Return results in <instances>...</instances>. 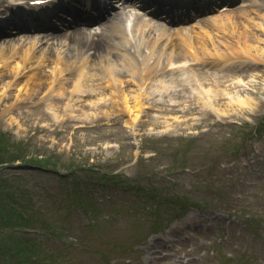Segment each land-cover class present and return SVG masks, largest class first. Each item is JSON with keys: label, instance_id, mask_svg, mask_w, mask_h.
Listing matches in <instances>:
<instances>
[{"label": "rangeland", "instance_id": "1", "mask_svg": "<svg viewBox=\"0 0 264 264\" xmlns=\"http://www.w3.org/2000/svg\"><path fill=\"white\" fill-rule=\"evenodd\" d=\"M252 1L255 7L251 4L238 13L218 14L198 25H187L178 29L180 34L170 28L162 32L166 40L157 45L158 51L168 53L173 49L174 58L179 59L180 46L188 41L190 52L194 51L199 62L202 58L215 62L221 56L234 61L245 59L248 73L241 77V71H237L234 77L230 74L219 77L214 86L212 79H208L212 72L198 66L206 93L211 85L225 90L230 84L220 99L217 97L210 103L213 110H202L201 87L185 92L186 96L155 93L146 98L143 106L147 114L160 117L151 123L142 122V127L136 129L133 125L136 111L131 113L122 107L124 97L130 106L139 100L134 98L139 97V92L131 76L122 77L123 88L116 96L108 82L95 80L100 75L87 78V84L96 85V92L83 96L75 91L69 95L71 81L62 80L57 69L52 73V61H41L46 53L32 52L28 57L24 50H11L15 42L0 45V132L25 143L29 156L37 153L51 156L50 152H55L68 164L78 160L88 163L92 158L107 163L105 171L110 176L117 174L118 178L105 186L93 185V177L85 178L80 187L85 184L86 187L79 194L87 195L78 210L70 207L66 216L50 211L40 216L39 248L53 256L43 264L53 261L55 264H222L224 256L234 260L243 258L248 264H264V136H250L264 118V0ZM257 6L263 9L258 10ZM106 32L111 34L110 30ZM151 33L150 44L154 35ZM170 35H173L171 39ZM113 41L120 43L119 47L124 46L118 37L114 36ZM130 50L134 51L128 44L127 51ZM117 53L125 55L115 47L102 49L100 55L105 56L96 57L97 65L92 72L100 65L117 61ZM38 63L40 72L34 75L31 71ZM43 70L50 74V79L31 93L33 81ZM29 76L32 79L27 83ZM60 82L67 83L61 95L57 84ZM242 83L245 87L239 88L238 84ZM52 88L56 91L40 104V97ZM101 97H106L108 103L99 105ZM245 98L249 100L248 107L235 102ZM165 100L179 103L182 112L167 106ZM153 105H159L162 112ZM88 113L90 121H77V117ZM152 170L167 174V178L141 177ZM23 172L37 174L34 170ZM136 183L170 190L173 196H182L184 201L189 198L194 206L200 204L205 208L191 207L187 217L166 224L160 233L151 234L154 213L150 207L155 208V204L136 211L140 202L133 196L135 192L121 185ZM57 194L52 192L54 198ZM88 199L95 208L99 207L96 214L88 208ZM35 201L32 198L30 203ZM243 206L254 222V233L246 228ZM51 229L61 234V239L50 240L42 234L46 231V236L50 235ZM223 229L227 233L224 239ZM219 242L220 249H214Z\"/></svg>", "mask_w": 264, "mask_h": 264}, {"label": "bare ground", "instance_id": "2", "mask_svg": "<svg viewBox=\"0 0 264 264\" xmlns=\"http://www.w3.org/2000/svg\"><path fill=\"white\" fill-rule=\"evenodd\" d=\"M239 1L241 3L242 0H228V3H235ZM250 1V0H247V2ZM3 1H0V4L2 3ZM246 1H243L241 3V5L239 7L237 6H234L232 7V10H235V8H242V6H245L247 4ZM217 4H221V0H218L217 1ZM255 4H253L252 6H254ZM264 5V4H262ZM228 8V7H227ZM236 10L235 13H238V12H241L242 10ZM230 9V8H229ZM257 9L260 10V9H263L262 7H259L257 6ZM230 10V11H232ZM195 13H190V15L188 16L190 19H194ZM136 20L139 19V18H135ZM189 20V19H188ZM140 23H142L143 25H141L138 29V33L135 34V39H130L129 36H128V26L126 25V22H127V17H125V15L123 13H120L116 19H112L109 23H107V25L105 26L106 28H109L110 30L114 31V33L119 36V37H124L126 38V41L128 43H136V45L138 46L139 49L143 50L142 48V45L144 46H147L148 43H146L145 39L146 37H149V36H146L147 34L144 33L145 29H144V26H150V23L151 21H147L145 19H140L139 20ZM202 21V20H201ZM200 21V22H201ZM155 26V25H154ZM159 26V25H156V27ZM158 30H162L164 31L163 28L161 27H158ZM102 37V38H101ZM101 40H104L106 35L105 34H102L101 35ZM172 38V36L170 35V39ZM160 37L157 39L159 40ZM100 39L98 38L97 40L94 39L93 37H91L90 33H83V32H80L78 34H75L73 35V37L71 38V43L69 44V47H68V52L71 53L72 51H79L78 53H72V55L74 56V58H82V54H86L87 52L86 51H90V50H93L95 51L94 53V56L95 58L97 56L100 55V53H102V47L100 46ZM44 39H37V40H34L33 42L35 43H41L43 42ZM61 39L60 41H57L55 43H53L52 45L53 46H56V45H59L60 44ZM188 45H189V42H186ZM152 46H156L155 44H151ZM53 46H51L50 48H54ZM95 47V48H94ZM27 50L31 51V48H27ZM144 51V50H143ZM180 51H181V54H182V58L184 59L185 62H182V64L184 66H188L190 64V62H188L190 60V57L185 53V51L180 47ZM154 55V62L152 65H147L146 66V69H150V70H159V66L160 67H164V62L168 60H170V56L169 54L166 52V51H154L153 53ZM100 56H105V54H102ZM151 59V57H146L144 59V63L145 64H148L149 60ZM27 61V59H26ZM244 61V62H243ZM219 62H220V66L221 68L225 69V73L231 69L233 70H239L241 71L242 73V70L245 66H248V62L247 60L245 59H242L240 61H233L231 58L227 57V56H221L219 58ZM116 65V61H114L113 63L109 62L108 64H106V66H102V68L100 69V74H101V78H104L106 79L107 78V68L108 69H112L111 66H115ZM218 67V68H219ZM119 70H123L125 73L126 72H129L132 70L131 67H129V64L128 63H124L122 65V67H120ZM164 70V69H163ZM162 70V71H163ZM197 69H192L190 67L186 68V67H183V74H180L178 76H176L175 78H180L181 80H178L177 81V84L180 85L182 87V90H184V85L186 83V81L182 80V78H185V77H188L190 80L188 83L189 85L192 86L193 89L195 90H198L200 89L201 87V90H200V95H201V99L203 100L202 103H203V106H202V110L204 111H210V110H213L211 109V105L210 103L212 101H215L217 99V97H219L220 99V95L221 94H225V91L228 87H230V84H227L225 88V90H220L218 89L217 87H213V85H211L212 87H209V90L207 91V93L202 89V81H201V74L196 72ZM215 70V69H214ZM90 71H91V63H90V66H89V71H87V73L85 74V77H89L90 76ZM161 71V72H162ZM40 72V71H39ZM32 73V72H31ZM194 75V77H193ZM216 75L217 73H213L212 74V81L214 82V86H215V80H218L216 78ZM31 78L32 76H29V79L26 81L27 83L29 81H31ZM86 78V79H87ZM50 79V74H47L46 70H43L40 74H39V77H37L34 81H33V85H31L30 87V92L32 93L33 90H36L37 87H41V85L43 86V84L47 83V80ZM85 80V79H84ZM79 81L82 82V77L79 78ZM151 82L152 81H149V79L147 80H144V82L142 83H139V90L141 91V95H145L147 93V90L150 89L148 88L150 85H151ZM176 85V84H175ZM177 86V85H176ZM195 86V88H194ZM240 84H238V87L240 88ZM60 89L58 90V94L61 95L63 94V90L61 89L63 87V84H60L59 85ZM78 89L79 90H76L77 92H82L87 95L89 94L91 91H94L95 88L91 87L90 84L89 86L88 85H85L83 86L82 84L80 85L79 82H78ZM153 87L155 89H157L159 92L161 93H164V90H159V87L157 85H153ZM148 88V89H147ZM162 88V87H161ZM74 91V90H73ZM238 93V92H237ZM205 94L208 96L206 97ZM70 95V94H69ZM68 98V96H66ZM134 98H136V100L138 99L137 96H134ZM75 99H80L79 97H76ZM104 98L101 97V101H104L103 100ZM144 99V98H143ZM141 100V98H139L138 102H136V100L134 99V101L136 102L133 106H130L129 103H128V100L126 99L124 101V103L129 106L128 108V111L133 113L134 111H136V126L139 125V122H144V121H148L147 120V117L145 115V113H142L143 112V109H144V106H143V103H144V100ZM245 98V99H239L237 101H235L236 103L242 105V106H249L250 103H249V100ZM208 100V101H207ZM210 101V102H209ZM219 101V100H218ZM227 105H229V103H227ZM174 108V107H173ZM134 109V110H133ZM138 111V113H137ZM60 116V115H59ZM145 117V118H142V117ZM178 118V115L176 116ZM151 118V117H150ZM81 120V121H90V116H89V113L88 115L86 116H82V117H77V120Z\"/></svg>", "mask_w": 264, "mask_h": 264}, {"label": "trees", "instance_id": "3", "mask_svg": "<svg viewBox=\"0 0 264 264\" xmlns=\"http://www.w3.org/2000/svg\"><path fill=\"white\" fill-rule=\"evenodd\" d=\"M16 159H18V158H16ZM16 159H14V160H16ZM21 192H22L21 189L19 190L17 187H12L11 192L3 200L4 201L3 202L4 207L7 206L9 208V207L17 204V201L19 199V195ZM13 211H14L13 208H9L6 210V212L9 214H13ZM11 221H13V219H11ZM11 240H17V239L11 238ZM19 240H21V239H19ZM3 241L4 240H2L0 238V248H1V245H3ZM16 242L17 243L15 245L6 246L5 248L2 249V251L5 253H12L13 252L15 254L14 257H15L16 262H17L18 254H20L24 250V245L19 244L18 242H20V241H16ZM29 258H30L29 255H27V257H25V259L21 260L19 264H27L29 262Z\"/></svg>", "mask_w": 264, "mask_h": 264}]
</instances>
